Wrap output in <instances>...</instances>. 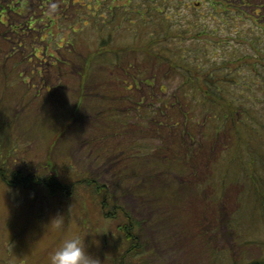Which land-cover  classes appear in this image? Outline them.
<instances>
[{
  "label": "rangeland",
  "instance_id": "obj_1",
  "mask_svg": "<svg viewBox=\"0 0 264 264\" xmlns=\"http://www.w3.org/2000/svg\"><path fill=\"white\" fill-rule=\"evenodd\" d=\"M63 1L0 0V264L73 235L97 264L264 259V0ZM204 93L245 106L214 142Z\"/></svg>",
  "mask_w": 264,
  "mask_h": 264
},
{
  "label": "trees",
  "instance_id": "obj_2",
  "mask_svg": "<svg viewBox=\"0 0 264 264\" xmlns=\"http://www.w3.org/2000/svg\"><path fill=\"white\" fill-rule=\"evenodd\" d=\"M69 1H71V0H66V1L64 0L62 3L69 5ZM230 5H234V4H230ZM82 6H85V5H82ZM65 10H66V7H65ZM238 10L241 11L240 8ZM101 52H102V49L98 50L97 59H98V55H100ZM155 52H156L155 55L157 56V58H156L157 60H160L161 62L169 61V63L171 65H173L174 67L176 64H178V61H177L178 59L176 60V59H173V58L167 56L168 50L165 49L166 55H164V53H162L160 50H157ZM66 57H67V59H69L71 61L70 56H66ZM184 68H185L184 74L187 76V81H189V83H192L193 85H195L201 91L213 89L217 86H218V88L219 87L221 88L223 86L222 82L233 83L234 81H236V79L232 80L231 78H229V80L224 79L223 81L220 80L221 82H219V80H216V78L214 76L215 75L214 72H212L209 76H206V74L203 73L202 77H201L200 76V72H201L200 70H202V69L204 70V68H202V69L196 68V67L189 68L188 66H186ZM125 71L126 72H124V73H127V74L137 78V75L135 73H133L130 69H128V70L126 69ZM207 74H209V72ZM209 100H211L210 106H208ZM223 101H225L224 95L218 96V95H211L208 93H204V98L202 96L201 102L203 103V105H205V107H207L206 112H204L202 115H208L209 120L211 119V120L215 121V119L219 118L218 116H216V115H218L217 112L215 113L216 109L219 108L222 111V115L220 116L221 117L220 122L222 124L220 126H218V128H215V129H213L207 133V135L209 136V138H211L213 140V142L217 141L218 138H220L221 132L224 130L223 128L228 127L229 123L231 121H234V117L237 113L240 112V109L245 108V106L243 104L242 105L240 104L239 107H236L234 100H226V102H223ZM184 102H185V100H184ZM180 104H182V103H180ZM0 155H1L2 159H3V157L5 159H7V157L10 158L11 152L9 151L6 155L1 153ZM2 167H3L2 171H4L5 170L4 168L6 167L5 163H4V165H2ZM1 168H0V170H1ZM25 170H26V168H25ZM20 174L21 175L14 176L12 182H15L17 179H19V177L21 178L23 174H22V172ZM42 182L47 187L51 186V188H53L55 191L56 190L57 191L62 190V187H60V184H58L57 181L55 180V178L51 175L44 177L42 179ZM259 183H260V187L257 189V195H256L257 196V206L258 207L261 206L262 211L264 213V177H262L259 180ZM104 199H106V196L104 197ZM127 218H128V223L125 226H122V231L126 232L125 235H126L127 240H131L132 242H134L135 241L134 235H136L135 231H134L135 227H136V223L131 221L129 219L128 215H127ZM135 249H136L135 246L132 244L131 248L125 253L124 259L127 257H133L135 255V251H134ZM133 251H134V253H133ZM121 264H123V263H121ZM249 264H264V259L254 260V261H251Z\"/></svg>",
  "mask_w": 264,
  "mask_h": 264
},
{
  "label": "clouds",
  "instance_id": "obj_3",
  "mask_svg": "<svg viewBox=\"0 0 264 264\" xmlns=\"http://www.w3.org/2000/svg\"><path fill=\"white\" fill-rule=\"evenodd\" d=\"M59 218L60 216L54 218L51 223H57L59 227ZM50 264H97V260L90 254L82 239L73 235L64 239L51 254Z\"/></svg>",
  "mask_w": 264,
  "mask_h": 264
}]
</instances>
